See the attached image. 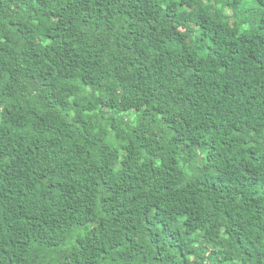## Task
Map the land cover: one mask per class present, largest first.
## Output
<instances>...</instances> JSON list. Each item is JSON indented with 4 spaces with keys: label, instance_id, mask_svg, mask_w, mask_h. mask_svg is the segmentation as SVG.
<instances>
[{
    "label": "trees",
    "instance_id": "obj_1",
    "mask_svg": "<svg viewBox=\"0 0 264 264\" xmlns=\"http://www.w3.org/2000/svg\"><path fill=\"white\" fill-rule=\"evenodd\" d=\"M0 264H264V0H0Z\"/></svg>",
    "mask_w": 264,
    "mask_h": 264
}]
</instances>
